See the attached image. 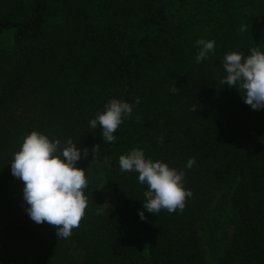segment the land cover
<instances>
[{
    "label": "trees",
    "instance_id": "obj_1",
    "mask_svg": "<svg viewBox=\"0 0 264 264\" xmlns=\"http://www.w3.org/2000/svg\"><path fill=\"white\" fill-rule=\"evenodd\" d=\"M200 38L215 50L197 62ZM253 46L264 0H0V264H264V108L220 82L224 55ZM110 99L133 114L106 143L89 121ZM33 130L88 150L87 207L68 238L30 219L11 174ZM133 148L185 172L182 211L144 210L147 185L119 167ZM220 191L234 230L208 263L200 229Z\"/></svg>",
    "mask_w": 264,
    "mask_h": 264
},
{
    "label": "clouds",
    "instance_id": "obj_2",
    "mask_svg": "<svg viewBox=\"0 0 264 264\" xmlns=\"http://www.w3.org/2000/svg\"><path fill=\"white\" fill-rule=\"evenodd\" d=\"M196 44L197 62L208 59L215 50L214 40L200 38ZM221 63L224 72L221 84L235 87L244 103L252 109L264 108V49L253 46L247 54L228 52ZM172 91H176L175 85ZM134 103H140L139 97ZM132 114V104L110 99L104 110L90 119L89 128L99 127L103 140L111 143L116 139V129ZM82 156L87 157L88 150L85 148L81 152L71 139L61 143L60 139H50L36 130L23 137L19 149L12 155L10 170L13 177L23 182L25 211L33 222L55 226L58 238L71 236L85 215L87 199L83 190L87 187V180L85 168L77 166ZM194 164L195 158L189 157L185 168L190 169ZM119 167L121 171L138 173L139 183L147 185L142 202L144 210L149 213L157 215L162 209L169 213L182 211L186 198L193 195L184 186L183 170L170 167L161 160L146 158L143 149L133 148L121 154ZM144 210L138 212L142 220L146 218Z\"/></svg>",
    "mask_w": 264,
    "mask_h": 264
},
{
    "label": "rangeland",
    "instance_id": "obj_3",
    "mask_svg": "<svg viewBox=\"0 0 264 264\" xmlns=\"http://www.w3.org/2000/svg\"><path fill=\"white\" fill-rule=\"evenodd\" d=\"M21 115L20 118L14 119L17 121L21 119L24 122L26 120L25 114L21 113ZM222 193V191L217 192L212 197L209 204V212L207 214L208 221L204 222L203 228L200 229L201 246L208 263L215 262L213 255V253L216 252L215 248H221V245H223L221 241H224L234 230L232 210L228 204L227 196H223ZM207 224H209V226Z\"/></svg>",
    "mask_w": 264,
    "mask_h": 264
}]
</instances>
